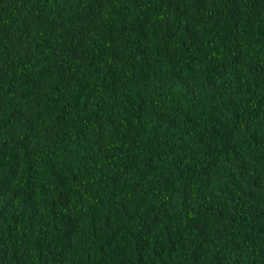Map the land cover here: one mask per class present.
<instances>
[{"label":"trees","instance_id":"trees-1","mask_svg":"<svg viewBox=\"0 0 264 264\" xmlns=\"http://www.w3.org/2000/svg\"><path fill=\"white\" fill-rule=\"evenodd\" d=\"M0 264H264V0H0Z\"/></svg>","mask_w":264,"mask_h":264}]
</instances>
